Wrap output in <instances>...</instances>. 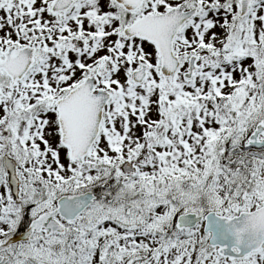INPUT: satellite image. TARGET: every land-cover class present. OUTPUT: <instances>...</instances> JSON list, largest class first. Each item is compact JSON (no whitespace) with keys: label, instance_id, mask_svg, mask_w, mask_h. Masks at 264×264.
Here are the masks:
<instances>
[{"label":"snow or ice","instance_id":"6c2138e0","mask_svg":"<svg viewBox=\"0 0 264 264\" xmlns=\"http://www.w3.org/2000/svg\"><path fill=\"white\" fill-rule=\"evenodd\" d=\"M0 264H264V0H0Z\"/></svg>","mask_w":264,"mask_h":264}]
</instances>
